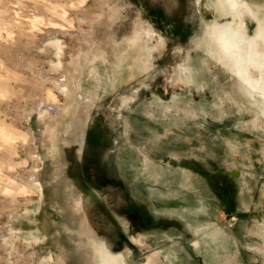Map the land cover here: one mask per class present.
Segmentation results:
<instances>
[{
	"label": "rangeland",
	"instance_id": "1",
	"mask_svg": "<svg viewBox=\"0 0 264 264\" xmlns=\"http://www.w3.org/2000/svg\"><path fill=\"white\" fill-rule=\"evenodd\" d=\"M8 1L0 9L12 5L19 15L0 20V143L13 135L9 171L35 174L44 196L36 210L26 211L24 183L3 167L1 150L0 264H105L108 249L119 264H231L234 258L232 264H264V76L248 57L254 84L245 82L204 45L220 27L248 45L259 38L264 18L253 13L252 1L223 15L216 0H107L106 13L123 6L111 20L118 42L130 43L143 27L161 52L126 81L116 79L122 73L112 56L96 100L76 91L85 122L53 124L50 135L38 126L46 108L33 104L46 95L16 58L38 61L45 75L65 83L64 75L50 71L48 58L24 48L33 39L41 45L54 22L32 10L30 0ZM34 12L39 16L31 23ZM29 15L34 31L20 35L18 17ZM72 37L59 36L67 45L65 62L79 48ZM83 74L81 83L96 88L88 67ZM58 101L65 99L59 95ZM31 107L26 121L22 114ZM49 112L53 121L61 117ZM28 131L32 147L38 146L32 159L19 145ZM34 234L40 237L30 242Z\"/></svg>",
	"mask_w": 264,
	"mask_h": 264
},
{
	"label": "bare ground",
	"instance_id": "2",
	"mask_svg": "<svg viewBox=\"0 0 264 264\" xmlns=\"http://www.w3.org/2000/svg\"><path fill=\"white\" fill-rule=\"evenodd\" d=\"M48 1L51 4L50 3L48 4ZM87 1L88 0H65V2H67L69 4V6H68V5L62 4L63 3L62 0H53V1H51V0H30V2H32V5H33L32 10L34 9V11L39 12L40 14H43L45 16L46 15L49 16L51 20L53 19L54 23L52 25V28H50L49 30L44 32V35L41 39V45L37 46V43L39 44V42L37 40L34 41V39H33V41L31 43L27 42V44L24 45V48L26 51L32 52V53L34 52V50H36L35 54L40 59H47L48 58L49 60L47 61V65L49 66L50 71L55 73V75L60 74V75H64L66 77L65 83H62V81L58 77L50 78L47 75H45L46 73H48L47 72L48 70L45 71L40 66L38 61L24 60V59L22 60L21 58H23V56L22 57L18 56L17 58L14 56L17 59L16 60L17 63H16V61L14 62V63H16V66L20 67V68L27 69V70L31 71L32 73H34L33 80L35 81L36 84H38V85L41 84V89L43 90V92L46 95V97H42V98L38 99V102H35L33 104H34V107L40 105L41 107L44 106L43 109L46 108L42 112L40 111L41 112L40 116L42 118H41V120H39L40 122H38L39 123L38 126H39L40 130H42V131L44 128L46 133H48V135H50L51 133H54V130L56 127L53 124H57L59 122H60V124H58V126L61 125V123L63 122V123H66V125H69L71 127H73V126H77V127L80 126L81 127V125L85 122L87 116H86V114L85 115L82 114L81 108H82L83 102H78V100L76 99L77 95H78L76 93V91L82 90V92H83L82 95L83 96L85 95V98H88L89 100L90 99L96 100V98H98L100 95L99 89H101V88L103 89L102 77L105 76L106 75L105 72L108 71V66L110 65V61L112 59V56H114V58L117 59L115 62H113V65H116V68L120 71V73H122L121 78L116 77V79L118 81L120 79L122 81H126L127 79H131V77H133L135 75L136 71L134 69L138 70L139 72L145 70L147 68L146 58L147 59H153L157 55V51H160L162 49L160 44H158V45L155 44L154 46L151 44L153 42V40L151 39L150 30L145 31V28H143V27L137 28L135 30V36L133 37V39H131L129 41L130 43H128L126 41L118 42L114 37L115 33L113 34V29L111 28L112 27L111 25L113 24L112 22H114L115 19L118 20L116 18L118 13L116 14V12H118V11L120 12L122 10L121 9V6H122L121 3L119 4L121 6L118 7L117 10L111 9V10H109V12L106 13V10H108L110 8V6L107 5V4H109L107 2V0H94V3L90 6H87ZM119 1H121V0H119ZM241 1H244V0H216L215 4H216L219 12L223 13V15H231V14L234 15V14H237L239 12L238 11V9L240 7L239 2H241ZM247 1H249V0H247ZM251 1L252 2L250 4L252 6L253 13L255 12L257 18H259V19L264 18V0H251ZM0 2H1V4H3V3L8 4L9 3L8 0H0ZM10 4H11V2L9 3V5ZM241 4H243V3H241ZM5 6L7 8L0 9L1 23L7 22L6 19H8V17L10 20L12 18L11 16H14V15L18 16L19 15V13H18V15H16L15 14L16 12L12 11L13 8L12 9L8 8V7H13L12 5L11 6L5 5ZM59 6H61L60 10L57 9V7H59ZM1 7H2V5H1ZM3 8H4V6H3ZM26 8H25V10H26ZM10 9H11V11H10ZM8 12H9V14H8ZM103 12H105V13H103ZM30 16L31 15H29L28 17H24V16H22L20 18L18 17L20 22L18 23L17 30H18L20 35H24V33H26V31H29V30L34 31V30H32V29H34V27L31 26L32 25L31 23L37 22L36 19L38 18L39 15L35 14V12H34V15L32 16L33 22L30 21L31 23H29L28 19ZM120 17H121V15H120ZM120 17H119V19H120ZM16 20H17V18H16ZM111 20H112V22H111ZM14 21H12V22H14ZM39 21L40 20H38V23H39ZM263 23H264V21H263ZM36 24H35V26H36ZM86 28H89L91 30V32H90L91 34L88 32H85ZM261 29H262L261 30L262 32L259 31V32H261L259 38L257 37L256 39H254L251 42L249 40L250 43L248 45V44L244 43V41H246V39L242 43L240 42L242 38H240V36L236 32H234L233 29H231L229 27H220L218 29V31L213 30L211 33H209L210 35H208V36L210 37V39L208 42L206 41L207 42L206 44H204L205 48H206V52L213 57L215 56L218 59V61L222 62L223 66L227 67V69H229L234 74H236L240 79L244 80L245 82L247 81L248 83H249V81L251 83H253L251 81V79L248 77L249 75H247L248 74L247 72L249 71V69H247V67L249 68V65L247 64L246 59H248V57H250V59L254 58L251 63H254L255 64L254 67L260 69L261 72L263 73V74L262 73L261 74L264 76V29L263 28H261ZM86 34H88L89 37L86 38V36H85ZM145 34H146V36H145ZM60 35H63L64 37L71 35V37L73 36L72 39H75V40L78 39L77 41H80L79 48L74 50V53L68 62H65L63 60L64 55H65V48L67 47V45L65 44V40H61L59 38ZM237 36H239V38ZM145 37H147V38H145ZM243 43L245 45H248V46L243 45ZM125 46H127L129 48V53L125 55V52H124V55H122L121 53H122V51L125 50ZM18 48H19V46H18ZM49 56H51V57H49ZM14 57H13V59H14ZM86 67L89 68L91 77L93 78L94 81H96V88L90 86L91 85L90 81L81 83L82 82L81 78L84 76L83 73H84V69ZM201 72H202V70H201ZM201 72H200V75H201ZM204 73L205 74L207 73L206 70ZM107 75H108V73H107ZM38 79H40L42 81H40ZM262 79L264 81V77H262ZM256 81H258V80H256ZM260 81H261V79H260ZM45 83L50 84L51 87L46 88ZM110 85L105 82V89L109 88ZM210 85H211V83H210ZM252 86H254V85H252ZM95 89H96V91H94ZM261 94L264 95V89L262 90ZM59 95H62L64 97L65 102L58 101ZM29 98H31V97H29ZM32 98H34V97H32ZM1 99L2 98L0 97V103L2 102ZM61 105H63V106H61ZM58 106H61V107L58 108ZM34 107H31L29 109L26 108L27 110L24 111V113L22 114L23 116L21 115L24 118V120L26 119V121H27L29 119V117L32 115V112L35 109ZM8 109H9V106H8L7 110ZM36 109H38V107ZM49 111H54V113L59 114V116H61V117H59L58 120L56 119V121H53L55 119V118L53 119V116H54L53 112L51 113ZM15 133L17 134V132H15ZM30 133H31V130H30ZM11 134H14V133L12 132ZM16 134H14V135H16ZM17 136H19V134ZM30 136L31 135L29 134V131L24 133V135L21 137V140L19 141L20 142L19 145L21 146L23 151L24 150L29 151L28 152L29 157L32 159V155L35 154V153L32 154V152H33V150H37L38 146L32 147L33 146V139L29 138ZM6 137H7L6 141L3 143H0V147H2L0 149V152H1V150L4 152V153L1 152V153H3V158H2L3 159V167H5L6 171L8 172L9 169H12V164L10 165V163L12 161V156H13L12 150H13L14 138H13V135H10V136L6 135ZM0 139H1V137H0ZM50 145H51V143H50ZM43 146L45 148H47V142L46 141H44ZM52 151H54V150H52ZM56 156H57V154H56ZM12 162H14V161H12ZM6 164H7V166H6ZM8 173H10L11 175L12 174L18 175L20 177V179H22V182L24 183V184H21L22 185L21 186L22 187L21 193L23 194V196L26 199L25 206L26 207L29 206L28 208H26V211L31 212V211L36 210L39 203L41 204L40 199L43 198L44 192H43V186L38 181L35 174H32V173H31L32 175L25 174L23 172V170L16 172V173L13 170L12 171L10 170ZM234 175H239V174L234 173ZM9 177H10V175H9ZM9 177L7 175L6 181L13 183L12 179ZM16 186H18V185H16ZM89 194L91 196L93 194V191L90 190ZM35 196L38 197V200L33 199ZM226 230H225V232H226ZM229 231L230 230H228V234H229ZM36 235L34 234V235L29 236L30 242L38 241V238L40 236H36ZM219 236H220V234H219ZM199 238H201V237H199ZM40 240H41V238H40ZM203 240H205V239L203 238ZM204 242H206V241H204ZM209 250H211V249H209ZM210 252H212V251H210ZM215 253H216V251H215ZM215 257H216V255H215ZM104 258H105L104 259L105 264H119V262H118L119 260H118L117 256H115L110 249L106 250V253L104 252ZM234 260H235V258H234ZM234 260H233V262H234ZM214 261L217 262V260H215V259H214ZM233 262H231V264Z\"/></svg>",
	"mask_w": 264,
	"mask_h": 264
}]
</instances>
